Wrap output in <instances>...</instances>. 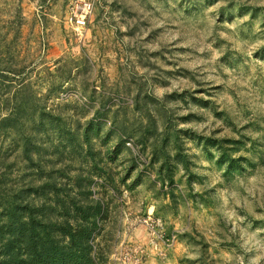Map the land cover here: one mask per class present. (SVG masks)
Listing matches in <instances>:
<instances>
[{
    "label": "rangeland",
    "instance_id": "rangeland-1",
    "mask_svg": "<svg viewBox=\"0 0 264 264\" xmlns=\"http://www.w3.org/2000/svg\"><path fill=\"white\" fill-rule=\"evenodd\" d=\"M0 0V264H264V0Z\"/></svg>",
    "mask_w": 264,
    "mask_h": 264
},
{
    "label": "built area",
    "instance_id": "built-area-1",
    "mask_svg": "<svg viewBox=\"0 0 264 264\" xmlns=\"http://www.w3.org/2000/svg\"><path fill=\"white\" fill-rule=\"evenodd\" d=\"M91 4L88 0H79L74 2L67 14V22L74 26V30L78 31V29H82L87 15L89 14Z\"/></svg>",
    "mask_w": 264,
    "mask_h": 264
}]
</instances>
